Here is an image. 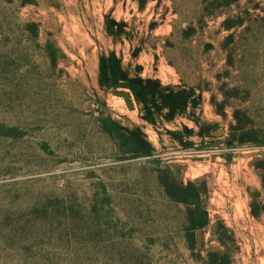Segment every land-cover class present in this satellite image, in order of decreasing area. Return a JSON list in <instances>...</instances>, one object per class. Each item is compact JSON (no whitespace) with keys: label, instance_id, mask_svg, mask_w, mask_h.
Wrapping results in <instances>:
<instances>
[{"label":"rangeland","instance_id":"1","mask_svg":"<svg viewBox=\"0 0 264 264\" xmlns=\"http://www.w3.org/2000/svg\"><path fill=\"white\" fill-rule=\"evenodd\" d=\"M109 52L201 99L147 123L100 88ZM262 160L264 0H0V264H264Z\"/></svg>","mask_w":264,"mask_h":264},{"label":"trees","instance_id":"2","mask_svg":"<svg viewBox=\"0 0 264 264\" xmlns=\"http://www.w3.org/2000/svg\"><path fill=\"white\" fill-rule=\"evenodd\" d=\"M111 25L119 26V24L114 21L111 22ZM111 25L108 23L105 24L108 36L116 35V32L112 30ZM98 84L100 88L105 91L113 89L128 90L137 103L144 106L147 115L143 117V120L149 124L155 122L153 115L148 108L149 105H155L159 111L166 110L165 119L171 121L177 116H184L189 105L194 104L196 99H201V96L196 94L195 88L162 85L159 80L141 78L139 76L130 77L124 71L121 59L117 57L114 52H109L107 55L102 54L100 56ZM100 123L101 130L105 135L118 141L121 146L129 144L135 157H151L153 155L152 147L139 129L136 128L134 131L125 129L121 127L118 122L111 120L110 118H102ZM232 129L234 130L233 127H231V130ZM197 135H202V133L199 132ZM225 142L227 146H232L231 139H227ZM262 161L264 164V160ZM256 169L257 171H260L261 168L256 167ZM258 176L262 183L264 195V168L262 169V173ZM190 187V185H187L183 190L187 191ZM197 196L198 193L195 197L197 198ZM196 210L201 213L202 222L194 229H205L208 225L207 214L198 204L196 205ZM250 214L256 219L261 216L264 217V201L260 204L258 203V205H256L254 201L251 202ZM190 237L191 236L187 234V241L190 243L189 247L193 250V244Z\"/></svg>","mask_w":264,"mask_h":264}]
</instances>
